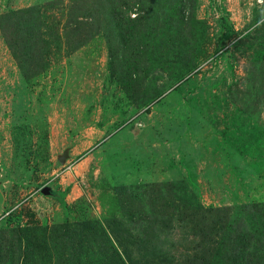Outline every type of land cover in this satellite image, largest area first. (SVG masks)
<instances>
[{"label":"rangeland","instance_id":"obj_1","mask_svg":"<svg viewBox=\"0 0 264 264\" xmlns=\"http://www.w3.org/2000/svg\"><path fill=\"white\" fill-rule=\"evenodd\" d=\"M0 264H264V0H0Z\"/></svg>","mask_w":264,"mask_h":264}]
</instances>
